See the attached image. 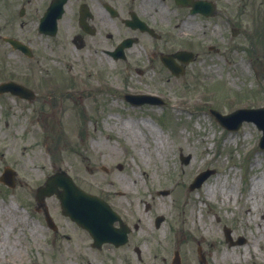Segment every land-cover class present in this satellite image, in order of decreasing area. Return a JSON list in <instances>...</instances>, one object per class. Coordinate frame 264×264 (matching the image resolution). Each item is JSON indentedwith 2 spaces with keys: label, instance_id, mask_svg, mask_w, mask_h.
<instances>
[{
  "label": "rangeland",
  "instance_id": "374dc122",
  "mask_svg": "<svg viewBox=\"0 0 264 264\" xmlns=\"http://www.w3.org/2000/svg\"><path fill=\"white\" fill-rule=\"evenodd\" d=\"M211 1L221 11L219 17L194 18L182 13L185 41L191 43L193 39L202 44L200 60L187 70L185 78L159 69L142 70L143 74L120 71L117 81L110 80L121 85L118 92L102 91L98 97L85 94L83 100L74 97L71 102L82 110L74 115L75 127L89 132L90 138L110 137V141L124 143L120 146L128 148L127 159L133 164L137 181L133 195L137 196L138 216L143 222L144 203L139 204V200L154 204L153 216H169L155 233L152 245H145L146 264H161V258L155 255L167 246L173 252L174 244L184 264H198L194 247L200 228L209 231L213 239L211 247L200 243L207 264H215V257L220 262L224 255L229 256L230 264H254L253 257L258 264L264 262L258 242L264 234V150L259 148L262 132L253 123H244L239 131L229 132L210 113L211 108L230 113L240 107H264V36L262 45L254 36L246 38L240 33L234 37L224 14L230 13L236 2L231 6L228 0ZM170 8L173 9L171 5ZM259 8L257 23L264 32V2ZM192 23L196 26L194 33ZM210 46L217 49L209 51ZM0 54L3 57V51ZM128 92L155 93L165 104L132 107L123 97ZM18 101L0 99V176L7 166L18 173L15 189L0 183V264H66L65 257L57 256L66 251L65 234H74L71 222L62 215L57 197L48 198L45 207L59 227L58 233L51 231L44 213L35 211V196L37 187L44 185L55 170L70 174L79 161L71 150V118H66L68 111L49 118L32 116ZM90 105L99 107L98 115L88 112ZM64 121L68 124L63 125ZM151 122L163 137L157 153L150 148L152 136L145 126ZM42 124L48 126L49 132L43 131ZM181 151L192 156L188 165L181 163ZM206 169L215 173L202 187L190 191L187 185ZM77 179L87 189L95 185L79 168ZM255 179L260 186L252 195ZM164 189L171 194L158 197L156 191ZM225 227L231 229L234 239L243 237L245 242L228 245ZM247 239L253 243L251 247L246 245Z\"/></svg>",
  "mask_w": 264,
  "mask_h": 264
},
{
  "label": "flooded vegetation",
  "instance_id": "af4514ba",
  "mask_svg": "<svg viewBox=\"0 0 264 264\" xmlns=\"http://www.w3.org/2000/svg\"><path fill=\"white\" fill-rule=\"evenodd\" d=\"M256 1L228 0L231 6L241 4L226 17L243 22L246 36L247 24L254 17L250 6ZM185 10L190 12L176 0H0V51L4 54H0V75H4L0 82L15 75L35 94L32 99H19L23 110L33 116H57L67 111V105L72 107L70 92L79 83L103 77L116 80L121 70L168 69L164 59L185 48ZM194 29L193 25L192 33ZM199 46L191 45L193 49ZM199 58L197 53L188 68ZM173 60L185 66L178 58ZM86 137L89 141L80 136L71 143L79 161L69 175L85 189L77 179L78 168L94 180L95 185L87 190L117 211L123 224L116 222L112 232L117 235L121 227L127 232V242L117 246L115 239L98 247L90 231L71 222L74 234H65L66 251L58 249L57 257H65L66 264H144L145 245H152L167 217L158 226L150 203L144 204L145 223L138 216L133 195L136 173L127 159L128 148L120 146L123 143L103 136Z\"/></svg>",
  "mask_w": 264,
  "mask_h": 264
},
{
  "label": "water",
  "instance_id": "95a60500",
  "mask_svg": "<svg viewBox=\"0 0 264 264\" xmlns=\"http://www.w3.org/2000/svg\"><path fill=\"white\" fill-rule=\"evenodd\" d=\"M201 3V6H204V7H208L207 4L205 2H200ZM192 5L194 7H198V4L196 3H192ZM208 10L205 11L204 9L202 10L205 14H210L211 12L209 11L208 8H206ZM7 90V89H6ZM15 93H19V91H14ZM132 99V98H131ZM135 101H139V102H144L145 99H143L142 101L138 100V99H133ZM153 102V101H152ZM243 112H246V113H251V114H254V113H261V112H264V110H256V111H239V113H243ZM214 114L217 116L218 120L224 125V126H228V128L230 129H238L240 128V126L242 125V122L244 120H248V121H254L256 122V124L258 125V127L264 131V118H255V117H247L246 119H240L238 121V123L236 125H231L229 123H227L225 120L228 119L229 117H223L221 115H219L218 113L214 112ZM231 117V116H230ZM261 147L264 148V136L261 140ZM186 162L189 161L190 157L188 158H183ZM210 175V172H207L205 174H203L200 178V180L197 182V186H200L201 183ZM12 176H13V172L9 169L6 170L5 172V176L3 177L4 178V181L7 182L8 184L12 185L13 184V181H12ZM44 190L45 192H48L49 195H51V191L48 189H42ZM45 192H42V194H45ZM74 197L70 196V197H66V196H60V199L62 201V206H63V211L65 214H72V215H75L77 216L75 219L81 223V224H86V223H91V222H98V219L95 218L97 221H91L90 222V219L88 218V216H86L85 212L84 214L82 215V208H76V204H74L72 202V199ZM92 198H88V200H91ZM107 213V211H106ZM105 222H106V218H104Z\"/></svg>",
  "mask_w": 264,
  "mask_h": 264
},
{
  "label": "bare ground",
  "instance_id": "6f19581e",
  "mask_svg": "<svg viewBox=\"0 0 264 264\" xmlns=\"http://www.w3.org/2000/svg\"><path fill=\"white\" fill-rule=\"evenodd\" d=\"M245 68V67H244ZM145 126L148 127L150 129V134L152 136V139H151V144L150 145V148H152V152L153 153H157L159 152V146L163 140V137H162V134H161V131L159 129V127L154 123V122H151V123H145ZM254 184L252 185V189H251V194H255V192L257 191V189L259 188L260 186V181L255 179L254 181ZM263 230H264V226H263ZM199 238L203 241H208V242H212V236L211 234L209 233V231H204L202 230V232L200 233V236ZM259 242V246L260 248L263 250V253H262V257L264 259V234L262 235V238L258 241ZM251 244L253 245V243H248L247 246H250L251 247ZM247 252H248V249H247ZM243 256L245 254L241 253ZM246 257V256H244ZM257 258L256 257H253L252 258V261L255 263L256 262ZM264 264V262H262ZM261 263V264H262ZM215 264H230L229 263V256L227 255H224L222 258H221V261L219 262L217 259H215ZM258 264V263H257Z\"/></svg>",
  "mask_w": 264,
  "mask_h": 264
}]
</instances>
